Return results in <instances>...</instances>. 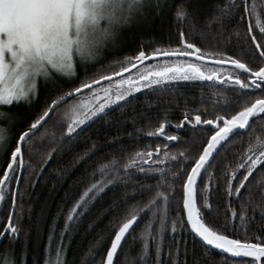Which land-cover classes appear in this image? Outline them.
Wrapping results in <instances>:
<instances>
[{"label": "snow or ice", "instance_id": "snow-or-ice-1", "mask_svg": "<svg viewBox=\"0 0 264 264\" xmlns=\"http://www.w3.org/2000/svg\"><path fill=\"white\" fill-rule=\"evenodd\" d=\"M200 5L201 0H171L170 4L169 0H0V121L15 119L4 109L21 101L31 103L37 97L41 79L53 88L45 97L40 114L28 128L19 133L15 147L10 150L7 167L0 170V201L10 195L15 208L16 191H11L8 185L11 180L18 179L16 168H22L24 164L22 142L42 122L46 123V118L61 104L67 102L64 115L68 120L67 133L72 134L78 127L103 113L109 105L126 101L132 93L142 88L178 80L223 82L248 97L246 100L237 97L232 102L237 104L239 110L231 115L217 113L214 118H204L206 109L201 113L196 108H185L182 118L175 124L165 114L158 126L146 133L150 137H163L165 143L157 144L155 148L146 145L147 150L138 149L123 164L125 170L138 168L144 173H158L160 179L155 186V194L142 208L137 205L123 216L113 218V235L100 264H116L122 243L135 227L140 214L147 210L155 217L161 204L163 209L160 210L159 233H163L169 195L173 192L175 179L166 180L167 170L153 168L152 165H164L170 160H177V157L189 161L187 165L178 163L179 168L185 169L181 183L182 213L186 216V222L182 218L179 223L181 227L190 226V231L200 241V251L193 250L192 264H225L227 259L232 258H244L239 264H264V183H257L253 190L250 179L254 178L255 172L264 168V138L250 135V143L241 154V162L229 169L226 175L225 195L229 200L222 226L213 223L220 213L219 202L212 200L214 189L210 179L204 183L203 189H199L198 184V178L212 166L215 154L237 130L254 131V123L264 120V44L254 34L253 24L248 23L247 35L252 56L258 57L260 61L258 67H252L242 58L243 49L240 55H232L226 51L203 48L196 42L199 39L203 43L215 41L219 44L225 39V33L229 40L233 34L239 37L235 25L245 20H254L255 29L264 35V0H251V3L249 0H240L239 4L236 0H223V3L215 4L214 10L205 14L202 21L199 19ZM237 8H242L239 20L235 19ZM149 10L156 15L164 11L172 13L178 27V42L174 46L169 43L167 47L149 45L150 50L147 51L141 45L134 55L114 61L119 72L113 70L108 74L96 72L89 75L87 62L98 59L100 49L115 37L119 28L134 18L146 19ZM185 23L190 24L191 35L180 27ZM161 57L164 59H159ZM152 60L156 62L152 63ZM145 61L149 63L145 64ZM78 64L85 67L84 79L77 76ZM222 65H231L232 68ZM99 66L104 67L102 64ZM137 66L139 71L134 76L117 78L115 85L93 87ZM85 89L88 90L87 96L84 95ZM205 102L204 97H201V103ZM201 126H207L211 135L206 136L207 142L201 146L197 156L190 158L187 149L168 151L170 142L180 140L177 134L180 130L186 127L195 130ZM167 127H174L176 133H166ZM8 132L7 128L0 125V147L6 146ZM115 163V160L111 162ZM110 166L102 165L101 179L90 184L75 201L67 214L65 229L69 222L78 218L81 210H87L85 205L89 200L97 193H102L106 183H111L103 179ZM212 175L208 172L209 177ZM171 176L177 178L179 172H172ZM237 179L238 183H235ZM233 198L239 202L238 208L232 207ZM236 220L240 223L236 224ZM230 223L235 230L232 233L229 232ZM176 228L177 221L173 220L171 231L175 232ZM249 229H254V238H248ZM241 230L245 238H236L235 233ZM153 231L150 219L140 234L142 243L137 253L140 264H178L179 247L175 253L169 250L166 254L169 259L165 261L162 256L163 237L152 235ZM18 232L13 213H9L7 223L0 229V238L7 236L9 240H14ZM51 239L50 235L42 264H66L64 245L60 243L53 248ZM217 253L222 259L216 260ZM3 264H27L26 250L19 261L14 249L10 253L5 251ZM124 264H127V257ZM184 264H188L186 247Z\"/></svg>", "mask_w": 264, "mask_h": 264}, {"label": "trees", "instance_id": "trees-1", "mask_svg": "<svg viewBox=\"0 0 264 264\" xmlns=\"http://www.w3.org/2000/svg\"><path fill=\"white\" fill-rule=\"evenodd\" d=\"M236 2L239 4L240 0ZM217 3H223V0H201L200 21L205 14H210L214 10V5ZM241 12L242 8L236 9V20H239ZM248 23L253 24L254 34L257 35L258 41L264 44V35L255 29L254 20H245L235 25L238 27L239 37L233 34L229 40L225 33V39L219 44L215 41L203 43L199 39L196 42L203 48L226 51L232 55H240L243 49L242 58L252 67H258L259 58L252 56L247 35ZM180 27L186 34L191 35L189 23ZM177 42L178 27L172 13L164 11L161 15H156L149 10L146 19H137L130 26L121 29L119 35L99 51L96 61L87 62V72L89 75L96 72L108 74L116 67L114 61H119L126 55H134L141 45L147 51L150 50L149 45L167 47L169 43L174 46ZM101 64L104 67L101 68L99 66ZM76 71L80 79L85 78V67L78 64ZM52 90V85L45 84L41 79L38 83V95L31 103L21 101L4 109L15 119L3 121L2 124L9 132L6 146L0 147V170L7 167L10 150L15 147L19 133L28 128L32 120L40 114L44 99ZM201 97L206 101L203 104ZM237 97L245 100L248 98L234 90L231 85L211 81L178 82L151 87L126 98V101L112 105L85 125H81L72 134L67 133L68 120L64 115L67 102L61 104L49 118H46V123L42 122V125L22 142L24 164L22 168L19 166L16 168L15 175L18 179L11 180L8 185L11 191H16L15 208L12 206L10 195H6L5 200L0 204V229L7 223L9 213H13V222L19 232L14 240H9L7 236L0 238V264H3V253L5 251L10 253L13 249L18 261L26 250L27 264H42L45 248L49 246L50 235L53 248L60 243L64 245L66 264H100L113 235L111 227L113 218L123 216L137 205L142 208L143 204L155 194V186L160 179L158 173H144L138 168L130 170L123 168L129 156L138 149L147 150L146 145L155 148L157 144L165 143L163 137H150L146 133L158 126L165 114L167 119L175 124L182 118L185 108H196L201 113L206 109L204 118H214L217 113L231 115L239 110L237 104L232 103ZM253 128L254 131L249 129L248 132L237 130L227 144L215 154L212 166L208 169L213 175L209 177L208 172H205L198 178L199 189H203L204 183L210 179L214 189L212 200L219 202L220 214L213 220L216 226L225 223L229 200L225 195V181L229 169L235 168L236 164L241 162V154L250 143V135L264 138V120H257ZM166 133H176V129L167 127ZM177 134L180 140L170 142L168 151L171 153L187 149V155L191 158L198 155L201 146L207 142L206 136L211 135V132L208 131L207 126H201L195 130L186 127ZM113 160L116 161L115 164H111ZM178 163L187 165L189 161L177 157V160H170L164 165H152L153 168L160 167L167 170L166 180L175 179L173 192L169 195L166 227L163 233H159L161 226L159 216L163 204L158 206L155 217L145 210L123 241L116 264H124L125 257L127 264H140L137 259L142 243L140 234L150 219L154 229L152 235L163 237L161 244L165 261L169 259L166 255L169 250L175 253L179 247L178 264H184L186 247L188 264H192L193 250L200 251L199 238L190 231V226L181 227L179 223L182 218L186 222V216L182 213L181 183L185 169L179 168ZM105 164L111 166L103 179L111 183H106L103 192L97 193L85 205L87 210H81L78 218L69 222L68 228L65 229L70 208L90 184L101 179L100 168ZM172 172H179V177L173 178ZM262 178H264V168L255 172L254 178H250L253 190L257 183H264ZM235 183H238V179ZM243 198L242 196L241 199ZM232 207H239V202L235 198ZM173 220L177 221L175 232L171 231ZM235 223L239 224L240 221L236 220ZM234 231L230 223L229 232ZM253 231L254 229L248 230V238H254ZM235 235L236 238H245L242 230ZM215 258L222 259L218 253ZM242 259L244 258L227 259L225 264H234V262L239 264Z\"/></svg>", "mask_w": 264, "mask_h": 264}, {"label": "rangeland", "instance_id": "rangeland-1", "mask_svg": "<svg viewBox=\"0 0 264 264\" xmlns=\"http://www.w3.org/2000/svg\"><path fill=\"white\" fill-rule=\"evenodd\" d=\"M137 19H139V18H134L129 24H126V25L122 26L121 28H119V29L117 30L116 35H115V37H114L113 39H115L116 36L119 35V32L121 31V29H123V28H125V27H127V26H130L131 23H133V22L136 21ZM113 39L109 40L108 43H110ZM103 48H104V47H103ZM101 49H102V48H101ZM101 49H100V50H101ZM159 59H164V58L161 57V58H159ZM186 59H187V58H186ZM193 59H194V58H193ZM151 62H152V63H155L156 61H155V60H152ZM144 63L147 64V63H149V61H145ZM222 67H224V68H228V69H231V68H232L231 65H222ZM113 70H115L116 72H119V68H118V67H115ZM136 71H139V66H137L136 69H130V70H129L128 72H126V73H121V74L119 75V77H112L111 80L101 81L98 85H93V87H94V88H97V87H99V88H103V87H106V86H109V85H115V82H116V79H117V78H119V79H124V78H126L127 76H130V75L134 76ZM178 82H202V81H200V80H188V81H186V80H178V81L168 82L167 84H170V83H178ZM211 82H218V81H211ZM219 83H223V82H219ZM165 85H166V84H165ZM161 86H163V85H161ZM153 87H156V86H153ZM144 89H148V88H142V89H140V90L137 91V92H140V91H142V90H144ZM137 92L132 93L130 96L136 94ZM87 94H88V90L85 89V90H84V95L87 96ZM112 105H114V104H112ZM112 105H109L105 110H107V109H108L109 107H111ZM105 110H104V111H105ZM2 124H3V121H0V125H2ZM2 126H3V125H2ZM78 128H79V127H78ZM78 128H77V129H78ZM0 204H1V201H0Z\"/></svg>", "mask_w": 264, "mask_h": 264}]
</instances>
